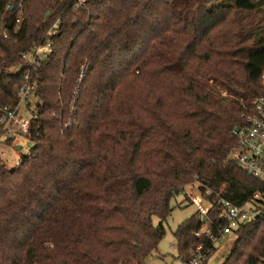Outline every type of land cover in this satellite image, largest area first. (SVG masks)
Listing matches in <instances>:
<instances>
[{
	"label": "trees",
	"instance_id": "trees-1",
	"mask_svg": "<svg viewBox=\"0 0 264 264\" xmlns=\"http://www.w3.org/2000/svg\"><path fill=\"white\" fill-rule=\"evenodd\" d=\"M72 2L0 0V107L17 102L20 53L62 21L32 70V145L0 163V264H144L187 183L235 204L264 194L228 158L264 93V0ZM199 226L173 231L182 260ZM233 234L221 264H264L262 217Z\"/></svg>",
	"mask_w": 264,
	"mask_h": 264
},
{
	"label": "built area",
	"instance_id": "built-area-1",
	"mask_svg": "<svg viewBox=\"0 0 264 264\" xmlns=\"http://www.w3.org/2000/svg\"><path fill=\"white\" fill-rule=\"evenodd\" d=\"M87 1L73 0L71 9L78 12ZM19 19L20 17L16 21ZM61 26V18L57 17L48 26L38 44L31 50L20 53L22 62L17 70L22 71V82L17 92V102L14 106L0 107V163H6L10 157L14 158L13 167H17L20 163V158H17L20 144L14 145L11 153L5 152L1 145L11 146L15 139L21 137L30 140L31 122L37 118V113L31 107L30 97H35L38 87L36 79L32 76V70H35L41 60L47 57L52 38L58 35ZM261 84L264 86V71ZM245 117L244 124L233 130L236 144L230 149L228 158L247 174L264 181V93L251 100ZM194 184L196 189L193 187L189 190L183 189L181 194L197 207L200 226L193 231V235L201 241H207L215 247L218 241H224L241 224L256 219L255 215L259 214V217L264 219V194L260 191H255L245 202L235 204L223 197H210L209 190L202 193L200 183L196 179ZM213 211L216 213V225L212 222ZM203 242L191 250L182 264H202L209 258L208 255L213 250L205 247Z\"/></svg>",
	"mask_w": 264,
	"mask_h": 264
},
{
	"label": "rangeland",
	"instance_id": "rangeland-1",
	"mask_svg": "<svg viewBox=\"0 0 264 264\" xmlns=\"http://www.w3.org/2000/svg\"><path fill=\"white\" fill-rule=\"evenodd\" d=\"M224 94V93H223ZM31 105L34 104V96L30 97ZM33 107V105L31 106ZM21 145V148L17 152V158H20L22 154L26 153L29 147L32 145V141L27 140L23 137L17 138L14 140L13 145H1V148L7 152L11 153V148L14 145ZM14 158L10 157L7 160V166L11 168L13 165ZM196 189L194 180L187 183L184 186V189ZM194 189L192 191H194ZM203 203H207L203 201ZM171 206L173 207L171 213L167 218L162 222L163 227V236L160 242L157 245V250L152 254L148 255L144 259V264H182V259L178 257V248L176 245V239L173 236V231L176 227L190 217L192 214H197V207L191 203L184 195L177 194L170 201ZM159 219L156 216H153L154 226H158ZM235 240L233 233L229 234L226 239L218 241L215 244L214 251L210 254L209 258L202 262L203 264H221L227 254L229 253L232 244Z\"/></svg>",
	"mask_w": 264,
	"mask_h": 264
},
{
	"label": "water",
	"instance_id": "water-1",
	"mask_svg": "<svg viewBox=\"0 0 264 264\" xmlns=\"http://www.w3.org/2000/svg\"><path fill=\"white\" fill-rule=\"evenodd\" d=\"M47 15H49V12H47L46 14H45V16H47ZM18 149V148H17ZM259 217V214H257V215H255V218H258Z\"/></svg>",
	"mask_w": 264,
	"mask_h": 264
}]
</instances>
